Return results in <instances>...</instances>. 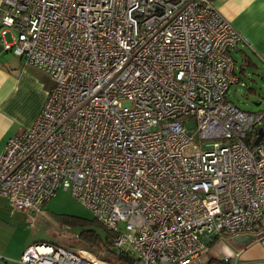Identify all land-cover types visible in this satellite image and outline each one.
Returning <instances> with one entry per match:
<instances>
[{"label": "built area", "instance_id": "built-area-1", "mask_svg": "<svg viewBox=\"0 0 264 264\" xmlns=\"http://www.w3.org/2000/svg\"><path fill=\"white\" fill-rule=\"evenodd\" d=\"M240 40L212 0H0L1 47L52 80L0 152V196L30 213L68 190L135 264H205L219 236L264 247V109L226 99ZM17 264L112 263L36 243Z\"/></svg>", "mask_w": 264, "mask_h": 264}, {"label": "crops", "instance_id": "crops-1", "mask_svg": "<svg viewBox=\"0 0 264 264\" xmlns=\"http://www.w3.org/2000/svg\"><path fill=\"white\" fill-rule=\"evenodd\" d=\"M212 4L241 36L230 53L242 80L244 69L264 67V0H212ZM8 52L0 45V152L10 137L32 126L52 85L47 74ZM232 245L228 262L216 264H264L259 242Z\"/></svg>", "mask_w": 264, "mask_h": 264}, {"label": "rangeland", "instance_id": "rangeland-1", "mask_svg": "<svg viewBox=\"0 0 264 264\" xmlns=\"http://www.w3.org/2000/svg\"><path fill=\"white\" fill-rule=\"evenodd\" d=\"M5 40L12 41L9 33ZM12 54L11 51L7 53ZM241 77L245 85H232L226 92L227 101L248 112L264 109V67H248ZM194 126L193 120L187 122V128ZM91 219L90 211L62 188L41 209L30 213L13 209L7 199L0 196V264H17L23 252L36 243H51L66 249L81 248L77 237L85 227L84 222ZM233 253L232 238L219 236L210 244L205 261L210 259L216 264L223 255Z\"/></svg>", "mask_w": 264, "mask_h": 264}, {"label": "trees", "instance_id": "trees-1", "mask_svg": "<svg viewBox=\"0 0 264 264\" xmlns=\"http://www.w3.org/2000/svg\"><path fill=\"white\" fill-rule=\"evenodd\" d=\"M85 227L77 239L79 246L88 251L99 252L98 257L112 264H135V259L127 252H118L113 246L115 234L94 218L84 222ZM210 262V260L208 261Z\"/></svg>", "mask_w": 264, "mask_h": 264}, {"label": "water", "instance_id": "water-1", "mask_svg": "<svg viewBox=\"0 0 264 264\" xmlns=\"http://www.w3.org/2000/svg\"><path fill=\"white\" fill-rule=\"evenodd\" d=\"M262 133H264V130L262 128H258V137L255 140V143L259 142L262 136ZM258 228L256 227L255 230ZM255 240V236L252 234L248 235H237L232 238V242L238 243L241 245H247Z\"/></svg>", "mask_w": 264, "mask_h": 264}]
</instances>
